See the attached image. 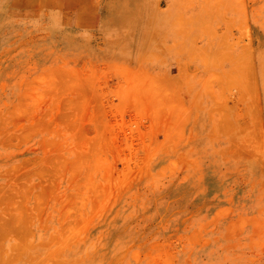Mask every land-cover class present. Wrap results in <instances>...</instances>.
<instances>
[{"label": "rangeland", "instance_id": "rangeland-1", "mask_svg": "<svg viewBox=\"0 0 264 264\" xmlns=\"http://www.w3.org/2000/svg\"><path fill=\"white\" fill-rule=\"evenodd\" d=\"M0 264H264V0H0Z\"/></svg>", "mask_w": 264, "mask_h": 264}]
</instances>
